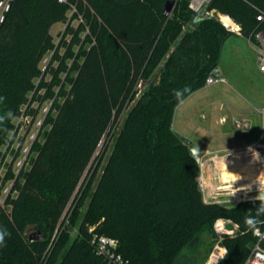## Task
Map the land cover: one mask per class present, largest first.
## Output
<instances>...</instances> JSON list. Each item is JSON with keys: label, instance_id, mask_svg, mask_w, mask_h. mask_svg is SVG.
Masks as SVG:
<instances>
[{"label": "trees", "instance_id": "trees-1", "mask_svg": "<svg viewBox=\"0 0 264 264\" xmlns=\"http://www.w3.org/2000/svg\"><path fill=\"white\" fill-rule=\"evenodd\" d=\"M167 1H13L0 26V153L35 79L42 73L58 74L53 83L61 88L38 134L43 140L36 138L30 151L35 155L28 154L17 173L20 190L12 212L0 205V227L11 233L0 247V264H116L98 252L94 233L116 238L115 252L128 264H183L185 251L195 248L204 232H214L222 217L238 223L239 229L225 238L228 254L217 264L246 260L256 238L244 219L255 215L259 202L246 198L234 207L206 202L200 162L173 126L176 105L206 85L232 32L214 16L196 20L189 0L182 20L174 16L179 0L172 16H166ZM206 8L230 15L246 37L264 28V19H257L264 13V0H211ZM72 19H80L76 28ZM59 21L67 22L66 34L73 30L72 42L79 44L77 55L82 57L74 60L71 76L65 56L55 49L52 28ZM186 21L195 30L171 51L157 83L151 75ZM50 53L43 70L41 63ZM176 90L183 92L180 100ZM134 99L93 188L98 169L93 157ZM9 110L14 119H8ZM80 220L78 234L69 242ZM28 228H36L41 237L27 238ZM54 233L57 240L49 247Z\"/></svg>", "mask_w": 264, "mask_h": 264}, {"label": "rangeland", "instance_id": "rangeland-1", "mask_svg": "<svg viewBox=\"0 0 264 264\" xmlns=\"http://www.w3.org/2000/svg\"><path fill=\"white\" fill-rule=\"evenodd\" d=\"M185 1L186 0H179L177 5L178 8L174 12V16L178 20H182L184 18L182 13L184 12V10H186L184 8ZM210 1L202 0L201 5L199 7L196 6V8L194 7V0H189V10H192L194 13H196L200 8L208 7ZM72 13L73 11L68 12L69 19L71 18ZM214 17L220 27H224L226 30L232 32L224 40L221 50L220 62L218 65L219 70L222 73L223 80L215 82L213 85L206 87L205 90H195L187 97L182 98L175 108L173 121L174 129L181 134L186 135L194 142L200 141L202 136L208 137L210 135L205 129L211 128L209 127V122H211L212 124L218 119L220 115H222L223 113H228L227 107H225L222 111L212 108L211 110H208L209 118L207 121H205L200 118L201 115L199 114L201 104L215 100L217 102L222 101L224 105L227 106L226 103L228 102L234 103L235 105L237 104V101H244V105L246 106L252 107V105H255V108H252L250 111L253 117L255 119H258L259 127L258 129L253 128L252 131L254 134L256 133L258 134V136H261L263 134L264 127L263 111L261 110V108L264 107V72L261 73L262 71H260V69L258 68L257 52L252 43H250L248 37H246L242 33H237L232 29V27L235 26V23L238 24V22H236L230 15L223 12H217L215 13ZM224 17H229L235 23H226L224 21ZM79 21L80 19H72V27L76 28ZM66 28L67 22L59 21L54 24L52 33L55 39V49L59 51L60 56H65V61L67 62L68 66L71 67V70L69 71V74L71 76L75 74L74 70L72 69L74 60H81L82 57L80 55H77V53L79 54V44H77L76 41L72 42L73 30H71L70 33L66 34ZM194 30L195 26H193L190 21H186L183 24V30L178 35L177 39L172 43L169 52L162 58L160 64L154 69L151 75V79H154L157 83L162 80L160 77L159 68L165 65V62L169 58V54L173 49L177 48L180 45L181 39L188 32L193 33ZM83 35V32L80 31L79 36L83 38ZM84 47H88V44H84ZM52 53L48 54L41 63V67L43 70H45V66L50 62ZM58 62V60L53 62L54 68L58 66ZM67 74L68 70L61 72L60 76L62 79H65ZM52 76L53 73H42L40 77L35 79L32 93L29 95L28 101L21 108L22 111L16 120V125L12 131L10 140L4 146L2 152L0 153V205L3 206L9 213L12 212L13 202L18 196L20 190L19 182H15L17 173L19 169L26 164V160L29 159V156L35 155L36 151H32L31 153L30 151L36 138L39 137L41 141L43 140V136H38V134L40 133L41 127H43L45 117L51 111V106L54 98L58 96L60 92L61 85H55L53 83V81H55L59 75L56 74L55 76ZM51 83L53 84L51 85ZM69 85V83H66L64 87L69 88ZM235 89H239L238 91L242 93V96L237 93ZM52 93L53 97L51 96ZM204 93L206 95L202 96V94ZM139 96L140 94H137L136 99ZM136 99L132 100L124 107L122 115L118 123L116 124L115 129L110 135H106L104 137L93 157L92 163L96 162L94 166H98L92 184L93 188H95L103 172V168L111 155L114 145L113 136L117 134L119 128L122 126L129 110L135 103ZM55 112V110H52L51 114H55ZM230 123L231 120L229 118L226 123V127L231 129L232 127ZM254 134L251 133L245 136L246 140L242 142V144L249 145L250 143H252L253 140L251 137L254 136ZM235 150H238V152L226 153V151L223 150L222 152H220V156L218 155L219 157L216 155L213 158L207 156L201 161L200 167L203 164V170L201 169L199 173V176H201L200 183H202L203 179H206V185L204 188L206 190L207 196L210 195L212 191L215 192L217 190V187L220 188L218 189L219 193L217 195V198L222 200L234 198L235 195L240 194L242 196H245L246 198H254L257 196L259 189L253 191V189H246L240 186L244 185V182H247L246 180L251 179L252 182H247L250 187H254V185H257V182H255L256 179H258L257 173H259V171H262L260 164H262L263 162L261 160H255L256 162L254 163L256 164V168L254 167L255 169L251 170L253 171L252 178L242 177L233 179L234 181L225 178L227 174L233 173L234 175L235 173H239L240 171L244 170L243 167L246 163L243 164L242 159L237 157L240 156V149ZM254 151H256V153H259V159L260 157L264 156V153L260 151L249 150L246 157H254ZM28 154L30 155L28 156ZM252 160L253 158L249 161L246 159L245 161L250 162ZM221 162L222 165L220 164ZM239 165L241 166L237 167ZM27 167H29V164H27ZM21 181L23 182V180ZM14 183H16L15 186ZM221 187L223 189H221ZM233 189L236 190V193H233V191H231ZM246 191L248 192L246 193ZM83 208L85 210L86 206ZM80 223L81 220L78 221V223L73 227L69 242L73 241L77 236ZM227 227L230 228L233 227V225L231 223H228ZM91 228L94 229V227ZM237 233L238 230H235L233 233H231V235H229L228 233L224 234L223 241L219 242V244L224 245L227 249V246L224 243L225 238L234 237L237 235ZM24 234L27 238H29L38 234V231L36 228H28L25 230ZM56 240L57 237L54 233L49 242V247H51ZM216 245H218V232L215 227L214 232L206 231L202 234L195 248L187 249L185 251L183 264H208V261L211 257V254L215 250Z\"/></svg>", "mask_w": 264, "mask_h": 264}, {"label": "crops", "instance_id": "crops-1", "mask_svg": "<svg viewBox=\"0 0 264 264\" xmlns=\"http://www.w3.org/2000/svg\"><path fill=\"white\" fill-rule=\"evenodd\" d=\"M218 69V74H219V78H215V81L213 82H207L206 85H204L203 87L197 89L196 91H202L205 90L206 87H209L211 85H213L215 82L217 81H221L223 80V76L221 71ZM263 73V72H261ZM239 89H235V91L237 93H239L240 95L242 94L240 91H238ZM206 94H202V96H205ZM242 96V95H241ZM227 106L224 105V103L222 101H208L205 102L203 104H201L200 107V112L199 114L201 115L200 118L207 121L209 118V111L212 108H215L219 111L224 110L225 107H227L228 109V113H223L222 115H220L218 117V119L211 124V122H209L211 128H205L206 131H208V133L210 134L208 137H201L200 141H196L198 144H200L201 146H203L206 151L203 154L202 160L205 157H215L216 156H220V152H222L223 150L226 151V153L232 152L235 149H242V148H253L255 147L257 151H260L262 153H264L263 151H261V149L258 148H263L264 147V127H263V134L260 136H258V134H254L252 129L256 128L258 129V119H255L251 113V109L255 108V105H252V107L246 106L244 105V101H237V104L234 105V103H226ZM264 107L261 108V110L263 111ZM229 116V117H228ZM230 118L231 120V129L226 127V123L228 121V119ZM263 118H264V112H263ZM263 125H264V119H263ZM243 132V133H242ZM254 134V136H250L252 138V143H250L249 145H243L242 142H244L246 140L247 135L249 134ZM263 146V147H262ZM256 153V151H254V154ZM222 154V153H221ZM252 154V153H251ZM248 154L245 153L243 155H240L239 158L242 159V163H246L248 164L250 159H254V157H246ZM218 156V157H219ZM223 156V155H222ZM244 158V159H243ZM248 161H245V160ZM261 160V158H260ZM248 162V163H247ZM255 162V159H254ZM201 163V162H200ZM222 165V163H220ZM245 165V164H244ZM259 165V164H258ZM257 165V166H258ZM241 165L237 166L240 167ZM250 167H252V169L256 168V164L253 163L250 165ZM255 167V168H254ZM201 169L203 170V164L201 165ZM231 180V179H228ZM249 181V180H247Z\"/></svg>", "mask_w": 264, "mask_h": 264}, {"label": "built area", "instance_id": "built-area-1", "mask_svg": "<svg viewBox=\"0 0 264 264\" xmlns=\"http://www.w3.org/2000/svg\"><path fill=\"white\" fill-rule=\"evenodd\" d=\"M13 1H15V0H0V26H1V23L5 20L7 13L10 11ZM208 1H210V0H208ZM201 3L199 4V6L201 5ZM196 6H197V0L196 1L194 0V7H196ZM257 19H259V20L264 19V13L258 14ZM232 29L237 33H242L240 24L235 23V26L232 27ZM248 38H249L250 43H252L253 47L255 48V50L257 52L258 68L260 69V71L264 72V28L256 30ZM213 81H215V78L210 75L207 82H213ZM263 112H264V109H263ZM255 149H256L255 147H253V148H242L239 150L241 153L240 152L239 153H240V155H243L245 153H248L249 150L252 151ZM258 149H260V148H258ZM232 152L235 153V152H238V150L237 151L233 150ZM263 157L264 156L260 157L261 161H263ZM199 177H201V176H199ZM247 182L250 183L252 181H247ZM247 182H244V185H242L240 187L246 188V189L247 188L253 189V191H256V189L259 188L260 184L257 183V185H254V187H250V185ZM200 185H201V188L203 191L204 200L206 202H221V203H223L227 200L242 201V200L246 199V197L242 196L241 194L235 195L234 198H230V199H226V200L219 199V198H217V195L219 193L218 189H220L218 187H217V190L215 192L212 191L211 194L207 196L206 190L204 188L206 185V179H203V181ZM227 188H229V187H227ZM221 189H223V188L221 187ZM231 191H233V193H236V190H234V189ZM247 192L248 191H246V193ZM217 221H220V223L217 224ZM217 221L215 223V227H216L217 232H218V245H216L215 250L211 254V257L208 261V264H217L220 261L218 258L221 254V251L223 249H226V247L224 245L219 244V242L223 241L224 234L233 233L235 230L239 229L238 223L234 222L232 219L219 218ZM228 223H231L233 225V227L228 228L227 227ZM259 227H260L261 233L264 234V225H259ZM91 230H93V229H91ZM254 237L256 238V242L252 246L251 251H250L249 255L247 256V258L243 264H246V261H248L249 258H251L252 260H255L256 259L255 253L257 251H261V253L264 254V239H261V238L256 237V236H254ZM92 242L96 245V248H97L99 253L106 255L114 263H116V264H128L127 261L124 260L121 255H119L115 252V249L118 245V240L116 238H112V237H108L106 235H100V234L94 233L93 238H92Z\"/></svg>", "mask_w": 264, "mask_h": 264}, {"label": "clouds", "instance_id": "clouds-1", "mask_svg": "<svg viewBox=\"0 0 264 264\" xmlns=\"http://www.w3.org/2000/svg\"><path fill=\"white\" fill-rule=\"evenodd\" d=\"M184 91H187V89H185ZM174 95L177 97L178 100H180L183 96V92L180 90H176L174 92ZM0 99L3 98L0 97ZM7 115H8V119L15 118V114L11 110L7 112ZM3 123H4L3 115H0V124ZM254 159L259 160V153H255ZM258 189H259L258 194L254 198L256 201L259 202L258 206L255 209V215H252L251 213L246 215L244 219V225L247 231H250L254 236L264 239V234L261 233L259 227V225L264 224V220L261 219V217H264V182L260 183ZM219 223L220 221H217V224ZM228 234L231 235V233ZM10 235L11 233L6 228L0 227V247L5 245L6 238L9 237ZM227 254H228L227 249H223L218 259L221 260L225 258ZM255 256H256L255 260L249 258V260L246 261V264H264V254H262L261 251H257L255 253Z\"/></svg>", "mask_w": 264, "mask_h": 264}, {"label": "water", "instance_id": "water-1", "mask_svg": "<svg viewBox=\"0 0 264 264\" xmlns=\"http://www.w3.org/2000/svg\"><path fill=\"white\" fill-rule=\"evenodd\" d=\"M176 5H177V0H168L163 6V13L166 16H172ZM215 13H216V11H209V10H207L206 7L200 8L197 12L196 20H200V19L206 18L208 16H214ZM217 71H218V69L214 70L212 72L211 76H213L214 78H219L220 76H219ZM175 133L180 138V140H182L185 144H187L189 146V150H190L191 155L198 162H201L203 154L206 151V149L203 146H201L200 144H198L197 142H194L192 139L188 138L186 135H183L176 130H175ZM260 149H261V151L264 152V148H260ZM238 203H239V201H237V200H227V201L223 202V205L227 206V207H234ZM40 237H41V234L38 233L35 236H32L31 239L34 240V239H38Z\"/></svg>", "mask_w": 264, "mask_h": 264}, {"label": "bare ground", "instance_id": "bare-ground-1", "mask_svg": "<svg viewBox=\"0 0 264 264\" xmlns=\"http://www.w3.org/2000/svg\"><path fill=\"white\" fill-rule=\"evenodd\" d=\"M201 1L202 0H197V6H199V4L201 3ZM224 21L226 22V23H228V24H234V22L232 21V19H230L229 17H224ZM238 158H239V156H237ZM260 160V159H259ZM225 161V160H224ZM256 162V161H255ZM263 163L262 164H260V166H261V170L262 171H259V173H257V177H258V179H256V181L255 182H257L258 184L259 183H261V182H263L264 181V157H263V161H262ZM222 163V162H221ZM248 163V162H247ZM254 163V159L252 160V161H250L248 164H245V166L243 167L244 168V170L243 171H240L239 173H235L234 175H233V173L232 174H227V176L225 177V178H228V179H231V180H233V179H237V178H244V177H248V178H252V172L253 171H251L252 170V167H250V165L251 164H253ZM258 164V163H257ZM228 167V166H227ZM222 168V167H221ZM224 171V170H223ZM242 172V173H241ZM255 173V172H254ZM219 176V175H218ZM252 180V179H251ZM251 180H249V181H251ZM254 180V179H253ZM234 181V180H233ZM247 181V180H246ZM226 183V182H225ZM224 183V184H225ZM235 185V184H234Z\"/></svg>", "mask_w": 264, "mask_h": 264}, {"label": "flooded vegetation", "instance_id": "flooded-vegetation-1", "mask_svg": "<svg viewBox=\"0 0 264 264\" xmlns=\"http://www.w3.org/2000/svg\"><path fill=\"white\" fill-rule=\"evenodd\" d=\"M199 184H201V183H199Z\"/></svg>", "mask_w": 264, "mask_h": 264}]
</instances>
